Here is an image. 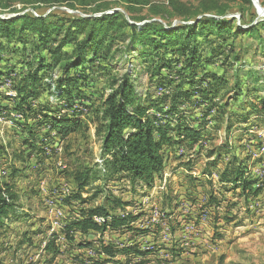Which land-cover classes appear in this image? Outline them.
<instances>
[{
	"label": "rangeland",
	"instance_id": "rangeland-1",
	"mask_svg": "<svg viewBox=\"0 0 264 264\" xmlns=\"http://www.w3.org/2000/svg\"><path fill=\"white\" fill-rule=\"evenodd\" d=\"M83 1L91 4L71 8L67 4L32 5L27 0H0V17L32 12L55 14L57 17L51 19L57 20L59 17L102 15L117 8L127 18L133 14L161 21L163 15L156 12L163 11L169 22L186 23V17L176 15L168 7L167 0H151V5H135L130 9H126L121 0H81L80 3ZM180 1L197 9L203 0ZM214 2L220 10L227 11L225 17L235 18L244 29L264 21V14H260L254 4L251 8L241 0H213L209 6ZM259 2L264 9V0ZM108 6L111 8L106 9ZM98 10L104 11L96 12ZM242 13L246 14L244 19H241ZM208 38L203 41V62L197 69V80L207 81L198 86L218 84L221 87L211 101L215 107L208 116L209 124L204 127L205 135L195 144L184 142L178 144L177 149H164V170L152 188L134 186L125 178L104 179L101 139L96 134L93 110L100 107L101 97L110 92L108 75L102 74L97 67L92 70V81L84 87L92 96L90 110L78 103L74 107L83 115L88 114L83 120L85 133L80 138L77 137L80 132L70 136L69 142L52 133L49 142L43 144L39 140L47 134L48 128L34 118L28 119L27 124V106L34 108L30 115L33 116L42 108L40 103L46 101L48 93L39 90L36 96L27 98V92L24 95L14 89L23 88L21 72L25 54L19 42L0 40V66L12 73L9 78L0 79V82L5 80L0 85V142L7 147L4 154L8 161H1V175L12 179L19 192L17 218L13 215L0 229V264H264V151L261 150L264 148V114L258 105L264 99V25H259L253 34L230 29L224 36L214 33ZM119 40L114 41L113 50L122 46ZM120 56L117 53L116 59H112L111 71L105 72L122 73L126 66H131L130 61ZM150 59L138 64L135 85L143 97L158 99L168 88L155 87L150 72L143 68L149 66ZM170 62V72L174 76L180 64L174 59ZM170 72L162 70L163 76ZM237 79H241V90L235 86ZM237 92L241 94L234 99ZM203 100L207 99L196 93L182 107L188 109V119L195 126L211 106L207 107ZM20 104L25 106L24 115L15 110ZM223 104H227L224 109ZM160 106L168 108L170 103ZM25 124L40 127L36 137L39 140L33 148L27 143L29 132L23 127ZM222 144H228L231 152L222 151L219 159L208 157L211 149ZM233 154L247 160L246 175L257 180L248 196L242 195L240 188L231 189V183L221 181V174ZM83 166L93 168L95 173L83 194L85 202L69 199L77 189L71 174ZM166 176L167 185L162 183ZM258 188L261 193L255 195L254 190ZM114 199L129 205L124 207ZM103 205L114 208L113 214L132 212L137 217L130 224L132 230L108 227L101 234L66 228L67 222ZM94 219L99 223L104 221L99 216ZM53 220L58 227H54ZM60 235L64 238L60 239ZM51 244L54 250L49 252ZM103 245L120 249L133 247L149 253L117 252L111 259Z\"/></svg>",
	"mask_w": 264,
	"mask_h": 264
},
{
	"label": "trees",
	"instance_id": "trees-1",
	"mask_svg": "<svg viewBox=\"0 0 264 264\" xmlns=\"http://www.w3.org/2000/svg\"><path fill=\"white\" fill-rule=\"evenodd\" d=\"M80 1L27 0V3L67 4L71 8L91 4ZM167 1L168 7H171L176 15L186 17V23L169 22L163 11L156 12L157 15H163L161 21L147 17L139 18L133 14H129L127 18L125 13L117 8L102 15L59 17L57 20L51 19L56 16L55 14L37 15L32 12L0 17V40L19 42L25 54L21 72L23 88L14 87V89L23 92L24 95L27 92V98L36 96L35 93L39 90L48 93L46 101L40 103L42 108L33 116L30 115L35 111L34 108L29 104L27 106V124L28 119L34 118L39 120L38 124L44 123L48 128L47 134L39 140L36 138L40 132L38 124L32 125L33 128L27 127V124L23 126L29 132L27 143L30 147H35V142L38 140L43 144L48 143L52 133L61 140H66L72 133L83 130L84 116L88 114L83 115V112L75 110L74 107L78 103L90 110L89 101L92 96L84 87L90 85L92 81L90 75L96 67L102 74L108 75L110 87V92L101 97L100 107L93 110L97 121L96 134L101 139L102 165L106 181L125 178L134 186L152 188L157 177L164 170V149L168 147L177 149V145L184 142L195 144L202 141L205 135L204 127L209 124L208 116L215 107L212 106L211 101H214L221 87L218 84L198 86L207 81L204 78L197 80V69L203 62V41L205 39L207 41L214 33L219 37L224 36L230 29L253 34L259 25H264V21L244 29L243 24L236 23L235 18L225 17L227 11L220 10L217 2H214L212 7L209 6V2L213 0L207 2L203 0L197 9L180 0ZM241 1L253 8L252 0ZM121 2L125 4L126 9L152 3L151 0H121ZM110 8L108 6L106 9ZM101 11L104 10L96 12ZM212 13L215 15H207ZM252 14L254 17L257 16ZM245 15L242 13L241 19H244ZM118 39L122 46L119 50L117 48L113 50L114 41ZM117 53L121 54V59L125 57L126 62L130 61L131 66H126L122 73L105 72L109 69L111 71L112 59H116ZM148 57L151 58L148 60L149 66L142 67L147 73L150 72L155 87L164 90L168 88L167 93L158 99L143 97L135 85L134 76L138 71V64L142 65L144 59ZM171 59L180 64L174 76L170 72ZM163 69H167L170 74L163 76ZM11 74L10 70H4L0 66V79L9 78ZM239 80L241 79H237L235 86L241 90ZM3 82H0V85ZM196 93L207 99L203 100L207 107L211 105L197 126L190 123L187 116L190 114L188 109L182 108ZM237 93L234 99L241 94ZM146 101H150V104ZM168 102L170 103L168 108L160 106ZM22 105L20 104L15 110L18 114L24 115L26 110ZM258 105L264 114V99L260 100ZM226 106L227 104H223V109ZM9 113L11 111L8 115ZM262 116L264 121V115ZM229 149L228 144H222L211 149L208 157L219 159L222 151L230 153ZM6 150L7 147L0 142V157L6 153ZM247 168V160L233 154L221 174V181L231 183L233 185L231 189L240 188L241 194L248 196L257 180L247 177ZM94 174L91 167L83 166L75 169L71 176L77 184V189L69 199L87 201L83 194L91 184ZM259 193L261 188L254 190L255 195ZM18 201L19 192L16 184L12 179L7 180L3 177L0 168V229L13 215L17 218ZM113 201L119 205L123 204L124 207L129 205L128 202L118 199ZM111 210L114 208L109 209L105 205L95 207L81 218L67 222L66 228L83 233L93 230L101 234L108 227L115 229L128 227L132 230L130 224L137 219L132 212L119 215L113 214ZM97 216L103 217L104 221L97 222L94 219ZM109 245H103V250L112 257L111 259H114L117 252L127 255L149 253L148 251L142 253L133 247L120 249ZM48 249L49 252L54 250L53 244L49 245ZM56 253L55 251L52 259L55 258Z\"/></svg>",
	"mask_w": 264,
	"mask_h": 264
},
{
	"label": "crops",
	"instance_id": "crops-1",
	"mask_svg": "<svg viewBox=\"0 0 264 264\" xmlns=\"http://www.w3.org/2000/svg\"><path fill=\"white\" fill-rule=\"evenodd\" d=\"M83 125H84V122H83ZM85 130H82V132H80V134H79V132L78 133H72L70 136H72V135H77V134H79L77 137L78 138H80L81 137V135H83L85 132H84ZM69 136V137H70ZM69 137L67 138L68 139V142L70 141V139H69ZM81 141H82V139H80ZM98 149V148H97ZM98 152V151H97ZM6 154V153H5ZM5 154H3L1 157H0V164H1V161H2V163H3V161L5 162V161H7V156L5 155ZM8 162V161H7ZM0 168H1V165H0ZM66 209H67V206H66ZM54 217V215L52 216V218Z\"/></svg>",
	"mask_w": 264,
	"mask_h": 264
},
{
	"label": "built area",
	"instance_id": "built-area-1",
	"mask_svg": "<svg viewBox=\"0 0 264 264\" xmlns=\"http://www.w3.org/2000/svg\"><path fill=\"white\" fill-rule=\"evenodd\" d=\"M261 150L264 151V148L261 147ZM162 183H166V185H167V176L164 178V180L162 181ZM53 212H60L61 214H64V212H62V211H54L53 210ZM53 225H54V227H58V225H56V223H55L54 220H53ZM59 238L62 239V238H64V236H61L60 235ZM88 253H91V250H89Z\"/></svg>",
	"mask_w": 264,
	"mask_h": 264
},
{
	"label": "water",
	"instance_id": "water-1",
	"mask_svg": "<svg viewBox=\"0 0 264 264\" xmlns=\"http://www.w3.org/2000/svg\"><path fill=\"white\" fill-rule=\"evenodd\" d=\"M254 6L257 8V11L260 13V14H264V9L263 7L261 6L259 0H252Z\"/></svg>",
	"mask_w": 264,
	"mask_h": 264
}]
</instances>
